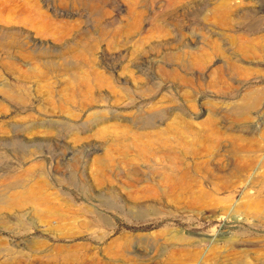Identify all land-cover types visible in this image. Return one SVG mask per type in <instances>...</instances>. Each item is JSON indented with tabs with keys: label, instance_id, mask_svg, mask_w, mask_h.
<instances>
[{
	"label": "rangeland",
	"instance_id": "1",
	"mask_svg": "<svg viewBox=\"0 0 264 264\" xmlns=\"http://www.w3.org/2000/svg\"><path fill=\"white\" fill-rule=\"evenodd\" d=\"M0 264H264V0H0Z\"/></svg>",
	"mask_w": 264,
	"mask_h": 264
}]
</instances>
